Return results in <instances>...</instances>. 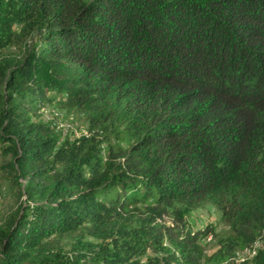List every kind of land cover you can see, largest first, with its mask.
Returning a JSON list of instances; mask_svg holds the SVG:
<instances>
[{"label": "trees", "instance_id": "1", "mask_svg": "<svg viewBox=\"0 0 264 264\" xmlns=\"http://www.w3.org/2000/svg\"><path fill=\"white\" fill-rule=\"evenodd\" d=\"M2 189L0 264H264V0H0Z\"/></svg>", "mask_w": 264, "mask_h": 264}, {"label": "rangeland", "instance_id": "2", "mask_svg": "<svg viewBox=\"0 0 264 264\" xmlns=\"http://www.w3.org/2000/svg\"><path fill=\"white\" fill-rule=\"evenodd\" d=\"M55 104L56 102H50L49 105H47L50 111L40 113L39 117L46 121H49L51 120V118L60 116V118H57V120L52 123L53 126L56 125L57 129H59L58 127L64 129L73 128L74 124L70 120H73L72 118H76L75 113H72V111L69 112L65 107H58ZM52 106H54V108ZM62 117L64 118V120L62 119ZM65 118H68V120ZM86 120L87 119L78 120L79 123L76 124L77 128L85 130L84 124L87 123ZM15 194V190L7 191L5 189H2V193L0 194V214H4L9 210L14 209L21 202L23 198H20ZM184 219L192 228H202L206 224H211L216 227L217 232H222L227 229V225L221 221L220 211L210 203H206L202 207L192 210L189 214L186 215ZM210 240V238H207L203 243H206L204 246L206 253L210 252L215 247V241L212 240L211 242H209ZM61 242L64 248L69 250L73 246V244L77 242V240L76 238H73V235H69L64 236ZM258 244L261 243L258 241ZM247 258H250V256L244 255L241 252L239 253V262H242Z\"/></svg>", "mask_w": 264, "mask_h": 264}, {"label": "bare ground", "instance_id": "3", "mask_svg": "<svg viewBox=\"0 0 264 264\" xmlns=\"http://www.w3.org/2000/svg\"><path fill=\"white\" fill-rule=\"evenodd\" d=\"M66 127H67V126H66ZM72 127H73V126H72ZM64 131H65V132H67V131H68V129H64ZM76 133H77V132H76ZM251 251H252V250H251ZM254 253H255V252H253V254H254Z\"/></svg>", "mask_w": 264, "mask_h": 264}]
</instances>
